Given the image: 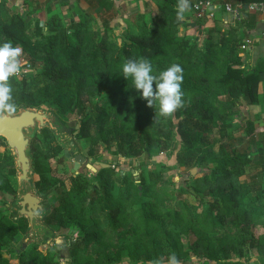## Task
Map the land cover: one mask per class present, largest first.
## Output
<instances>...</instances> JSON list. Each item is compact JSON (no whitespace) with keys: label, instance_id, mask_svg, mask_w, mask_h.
Masks as SVG:
<instances>
[{"label":"trees","instance_id":"16d2710c","mask_svg":"<svg viewBox=\"0 0 264 264\" xmlns=\"http://www.w3.org/2000/svg\"><path fill=\"white\" fill-rule=\"evenodd\" d=\"M263 1L229 2L234 7ZM154 2L158 15L150 14L148 21L142 14L135 21L131 18L126 39L119 44L112 40L111 22L103 21L102 32L96 30V19L90 13L67 25L52 15L46 30H32L31 18L0 1V44L10 40L21 47L23 57L35 70L10 81L18 109L51 104L59 119L71 120L76 140L89 145L88 154L95 160L101 158L96 148L109 151L114 145L117 158L147 161L135 167L140 170V188L137 185L134 191L130 183L116 195L112 180L115 170L122 169L115 162L102 161L105 166L94 177L83 171L64 176L52 168L45 170L43 160L56 158L63 150L53 145L48 128L42 130L31 146L38 176L35 187L48 201L44 225L73 227L79 234L69 248L73 264H148L161 256L167 259L173 252L182 264H190L192 257L197 264H250L252 253L257 264H264V188L251 189L248 181H240L249 168L264 166V157L260 155L256 163L253 156L238 153L236 148L230 151L224 140L231 127L228 121L236 115L231 110L241 103L259 104L264 63L248 68L249 58L246 60L241 50L257 18L243 10L235 26L216 22L214 29L204 30L200 44L196 31L195 36L189 35L191 29L181 32L185 24L177 21V0ZM95 5L99 12L111 10L107 0H97ZM222 13L216 19L222 20ZM188 14L198 19L192 10L185 16ZM145 57L157 75L173 63L184 69L185 106L158 122L132 79L122 73L127 59ZM215 129L220 140L211 139ZM171 144L174 165L158 159ZM2 145L0 190L16 195L11 186L17 175L15 161ZM216 145L219 151L215 153ZM66 159L63 155L57 163ZM202 164L216 166L203 167L200 174L187 179L188 174L180 172L184 182H172V189L162 185L165 172ZM51 185L61 190L60 197L47 198ZM188 196L199 203L200 212L185 202ZM5 218L0 210V264H61L63 256L52 253L51 247L46 253L29 248L6 255L4 249L15 241L26 221L8 223Z\"/></svg>","mask_w":264,"mask_h":264},{"label":"rangeland","instance_id":"374dc122","mask_svg":"<svg viewBox=\"0 0 264 264\" xmlns=\"http://www.w3.org/2000/svg\"><path fill=\"white\" fill-rule=\"evenodd\" d=\"M83 1L82 3H80V6H83L82 8L85 9H89L88 11L90 13H92L93 9H91L90 7H88V5H86V1L85 0H79V2ZM230 3V2H229ZM78 3H75L74 6H76ZM156 2H144V3H137V8L136 5H132L130 8L128 9L125 14V17H119V14L117 15V17L115 16V14L111 15V16H115V21L112 23L113 25V32L115 35H112V40L118 42L119 44H121V40L123 41L124 39H126V33H127V28L130 26V19L132 18V21H135L134 18L138 17L139 15H144L147 17V21L149 20V15L152 14L154 16L158 15L157 12V7H156ZM78 8V7H77ZM121 8V7H119ZM91 10V11H90ZM77 12L80 14L78 16V19L83 15V13H81L79 10H77ZM223 14V13H222ZM221 14V16H222ZM117 18V19H116ZM96 19V24H95V28L103 30L102 24L100 22V18L95 17ZM117 20H121L120 23L116 22ZM222 20L216 19V20H198V19H194L192 17V14H188L185 16L184 19V24L185 26H183L181 29V32L184 31V29L186 30H193L191 34L189 35H194V32L196 31V33H198V36H196V39L198 41H200V44H203V40L205 37H203V32L204 30H211L214 29L215 26H217L215 23L219 22ZM136 23V22H135ZM68 23L65 22V25H67ZM120 24V26H119ZM220 24V23H219ZM218 24V26H219ZM222 24V23H221ZM224 27H228V23H226L224 21ZM199 27L201 28L199 30ZM198 30V32H197ZM222 31H223V27H222ZM102 32V31H101ZM100 33V32H99ZM256 33V34H255ZM255 33L253 34V31L248 33L244 39V41H246L247 39H256L258 37L261 38L260 44H264V24L261 25L259 27L258 30H255ZM115 39V40H114ZM248 53L247 51H245L244 53H242L243 57L246 58V60L252 59L251 55L247 56ZM22 61L24 63V67H26L29 62L27 61L26 58H24L22 56ZM261 59H258L256 61L255 64L249 62H247L248 64V68H256L259 64H260ZM252 62V60H251ZM27 69V68H25ZM35 72V70L33 68H31V71H27L24 74H33ZM140 93V92H139ZM141 96V100H143L144 104L146 107H148L151 112L152 115L156 116V110L158 111V105L155 109V107H149L147 104V101L142 98V95L140 93ZM257 96L259 97V104L258 105H248V104H243L241 103L240 105H238L237 107L233 108L231 110V112H234L236 115L234 117L231 116L230 121H228V123L231 125L230 128H227V133H226V137H224V140L227 141L229 143L230 146V151L232 148H236L239 152L238 153H242L245 155H250L253 156V158L256 160V163L258 161L257 158L260 157V155L262 157H264V84L262 85V88L259 91V94H257ZM223 98V97H221ZM46 108H48L49 110L53 111L51 104H46L45 105ZM43 107V108H45ZM53 113L55 114V112L53 111ZM56 115V114H55ZM57 116V115H56ZM59 119V118H58ZM60 122L62 123L63 127H64V132L68 133L67 137L69 139L68 142H72L71 144L74 145L73 147H69V148H65L63 146H60V148L63 150L56 158L51 157L50 160H43L44 163V169H50L52 168L54 171H56L58 174L60 175H69L72 174V168H73V164H74V156L77 152H80V154L84 155L86 158H90L92 157L94 159V156L89 155L88 154V144L86 143V145L84 143H81L80 141L76 140L75 135L71 125V120H69L68 118L65 119H59ZM159 119H156V122H158ZM253 130V132H252ZM250 133V137H247V133ZM212 140H220V134L218 133L217 129L213 130V132L211 133ZM6 146V142L4 138H0V144H3ZM173 144H175L173 142ZM173 144H171L170 149H168V151H166V153H163L164 155H162V157H159L158 159L161 162H166L170 165H174L175 163V159L176 157L173 156L175 154L170 155V151L173 150L174 151V146ZM220 143H217V145H219ZM53 145H57L59 146L56 141L55 143H53ZM216 145L215 148V153L218 152V147ZM9 154H11L14 158V154L13 152L9 149V147H7ZM3 150L4 147L3 145L0 147V153L3 154ZM69 151L70 153V157L66 159L65 162L62 163H57L59 158H62L63 155H65V151ZM97 151V155H101L102 160L97 159L94 161H97V163H102V161H112L115 162L118 166H120V169L122 170H115L114 176H113V187L115 189L114 194L118 195L119 191H125L124 186L128 185V184H132L134 191L137 189V185L139 184V180L137 179V176H139L140 170H136L135 167H137L139 165V163H143V162H147L145 161L146 159H139L137 160L136 158H132V159H125V158H117L114 155V151H115V147L114 145H112V147H110V150L105 151L104 148L99 147L96 148ZM156 158V157H155ZM95 162H93V166L96 168L97 171H93L92 169L89 170L88 175L91 177H94L99 171L100 169L103 167L99 164H97ZM151 161L148 160V164H150ZM216 166V164H202L201 167L199 166H195L194 168H198L199 170L197 171V173L195 175L191 174V171L194 169H188L184 166H180L178 169H172L169 170L167 172L164 173L163 175V180H162V185L165 186L166 189H172L171 187V183H182L184 182V178L182 179V177L180 176V172H184L185 174H188V176L185 177V179H187L190 176H197L198 174H200L202 172L203 167H213ZM114 168V167H113ZM154 166H152L151 169H153ZM6 172H9L8 168L5 169ZM82 171V170H80ZM124 172V173H123ZM126 175H123V174ZM179 173V174H178ZM133 175V176H132ZM123 176L128 177L125 180L123 179ZM132 177H134L135 180L132 181ZM18 172L16 177L14 178L15 180H13V182L11 181V186L12 188L16 191V195H10L9 192H4L0 190V210L1 212L4 213V215L6 216L5 220L8 223H17L20 220H25L26 222H24L20 229V232L17 234V237L15 239V241H13L10 245V247H6L4 249V253L7 255H11L13 251L19 249L20 251H26L29 248H36L37 251L39 252H43L46 253L48 248L51 247L52 248V253L54 254H60V256H62L61 251H59L54 243V238L58 237V236H66V238H73V241H75V239H77L79 237V234L76 233L75 229L73 227L71 228H66V229H58L55 226H45L44 228V220H43V225H40L39 223L35 224V229H32V232L29 233L28 229H29V225H28V219L25 217H17L16 215V209L19 208L17 206V203L19 201L18 198ZM38 179V176H36L35 174L33 175V180L35 183V180ZM254 179V181H253ZM49 181H53L52 178L49 179ZM240 181H248L249 183H247L249 185V187L251 189H258V188H264V166L263 164H257L256 167L253 168H249L246 172V175L242 176L240 178ZM139 186V185H138ZM57 185H51V187L49 188V190H51V194L50 196H48L47 198H51L53 197H60V192L61 190L59 189L56 190ZM39 193V192H38ZM39 197L42 199L43 203L45 204V210H46V214H47V208H48V201L45 200V198H43V196H41L40 194H38ZM185 202L192 208V209H197L199 212L201 211V206L199 205V203L192 197H185L184 198ZM24 229V230H23ZM48 240L50 242H48ZM26 244V248L23 247V245ZM252 257H250V261H253V263L250 264H257L258 262H256L257 258H256V254L252 253ZM66 254H64L63 258H62V262L61 264H65V258H66ZM124 260H128V257L126 256V254L124 255ZM55 260H58V258H56ZM255 262V263H254ZM186 263V262H185ZM190 264H197L196 262V258L192 257V262Z\"/></svg>","mask_w":264,"mask_h":264},{"label":"water","instance_id":"95a60500","mask_svg":"<svg viewBox=\"0 0 264 264\" xmlns=\"http://www.w3.org/2000/svg\"><path fill=\"white\" fill-rule=\"evenodd\" d=\"M46 128L53 133L52 136L59 146H63L66 149L74 146L71 144L72 142H68V133L64 132V127L58 117L46 107H22L18 109L15 115L0 120V138L5 139L6 146L13 152L15 166L18 172L19 201L17 206L19 208L16 209V215L17 217H25L28 219L29 233L32 232L33 228L35 229L36 223L43 225V218L46 215V203H43L39 197L33 180L34 159L31 146L35 136ZM79 128L80 126L76 127L77 130ZM64 156L69 158V151L66 150ZM93 162L97 163L92 157L86 158L80 152L76 151L72 174H79L80 170L85 174H88L91 169L97 171L92 164ZM97 164L103 167L105 166L101 163ZM198 170V168H194L191 174L195 175ZM137 179H140V177L137 176ZM50 241L48 240V242ZM72 241V239H67L64 236L54 238V243L57 249L61 251L62 256L64 254L67 256L65 258V264H73L69 254ZM23 247L26 248V244Z\"/></svg>","mask_w":264,"mask_h":264},{"label":"clouds","instance_id":"9594fccd","mask_svg":"<svg viewBox=\"0 0 264 264\" xmlns=\"http://www.w3.org/2000/svg\"><path fill=\"white\" fill-rule=\"evenodd\" d=\"M192 10L191 0H177V21L185 19V13ZM23 49L5 41L0 44V120L13 116L18 111L14 98V89L10 83L13 77L25 70L22 61ZM122 73L126 79L131 78L133 87L147 101L149 107H157L155 120L172 117L177 110L185 106L182 90L184 69L178 63H173L167 69L154 74L151 61L148 58L127 59L122 65ZM155 84V88H154ZM148 264H182L173 252L167 259L161 256L150 260Z\"/></svg>","mask_w":264,"mask_h":264},{"label":"crops","instance_id":"0c3cea01","mask_svg":"<svg viewBox=\"0 0 264 264\" xmlns=\"http://www.w3.org/2000/svg\"><path fill=\"white\" fill-rule=\"evenodd\" d=\"M1 1V0H0ZM86 5L93 9L92 13H90L87 9L84 10L82 8L83 6H80L79 0H4V3L8 5L11 9H16L20 15H22L24 18H31L32 22V30H34L36 27L43 28V30L47 29L46 22L47 20L52 16H59L62 18L64 22L69 23L71 20H77L78 16L80 15L77 10H79L81 13H90L94 17H98V13L100 16V22L101 24L103 21L108 20L112 23L115 21V16L119 14V17H125V14L128 9H131L130 7L132 5H136L137 3H150L154 2V0H107L111 6V10L109 12H99L100 8L96 5L93 7V3L97 0H85ZM219 1V0H218ZM230 1V0H229ZM75 3H78L76 6H74ZM78 7V8H77ZM121 7V8H119ZM138 9V8H137ZM91 11V10H90ZM115 14V16H111ZM247 15V14H246ZM245 13H243V16H246ZM257 18V24L254 27L253 34L255 33V30H258L261 25L264 24V15H257L253 14ZM241 15L232 17L230 13H223L221 16L222 21L235 26L236 21L238 18H240ZM118 18V17H117ZM116 18V19H117ZM116 22L120 23L121 20H117ZM120 26V24H119ZM114 28V27H113ZM256 34V33H255ZM261 38L258 37L255 39V42L253 46L246 50L249 55H251L252 59H248L250 64H255L258 59H261L260 63H264V44H260ZM252 60V62H251ZM264 84V81H262L259 85V91L262 88V85Z\"/></svg>","mask_w":264,"mask_h":264},{"label":"built area","instance_id":"2783aa9c","mask_svg":"<svg viewBox=\"0 0 264 264\" xmlns=\"http://www.w3.org/2000/svg\"><path fill=\"white\" fill-rule=\"evenodd\" d=\"M243 10L251 14L264 15V1L253 2L250 4L238 3L234 7L229 1L225 0H196L192 5V11L196 18L215 20L221 12L233 14L234 17L239 16ZM227 23V20H226ZM255 42V39H247L241 47L242 52L249 50ZM27 66L19 75H24L25 72L31 71V66ZM18 75V76H19Z\"/></svg>","mask_w":264,"mask_h":264}]
</instances>
